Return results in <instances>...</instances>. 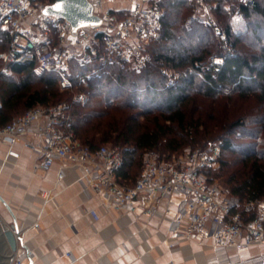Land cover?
Returning <instances> with one entry per match:
<instances>
[{
	"label": "built area",
	"instance_id": "1",
	"mask_svg": "<svg viewBox=\"0 0 264 264\" xmlns=\"http://www.w3.org/2000/svg\"><path fill=\"white\" fill-rule=\"evenodd\" d=\"M241 1L248 6L255 5V0ZM90 2L102 22L75 29L66 17L45 13L49 3L0 0V27L9 32L7 47L0 51V59L6 67L35 62L38 73L57 72V86L61 91H74L79 86L73 76L74 64L88 70L97 60L140 72L149 60L148 45L160 35L164 10L159 0ZM194 2L196 10L188 23L198 20L212 24L222 49L232 52L233 42L226 29L217 23L214 4L209 0ZM235 16L243 18L240 10ZM224 61V55L210 57L211 64ZM96 70L94 67L87 75ZM163 72L169 85L182 75L181 70L172 67H165ZM79 77L87 84L85 74ZM73 99L85 102L88 93L76 91ZM2 103L0 97V106ZM66 107L64 102L38 104L0 126V140L10 146L9 154L19 157L21 151L15 146L20 144L36 153L37 166L44 170H49L57 159L81 168L80 179L86 187L108 194L112 198L110 206L119 211L134 210L135 202L146 198L153 206L148 213L167 200L163 211L169 215L173 200L178 198L173 234L199 242L212 239L219 264H264V198L241 201L209 176L207 169L220 164L219 144L187 145L169 158L157 150H147L142 156L141 172L131 182L121 175L125 163L121 143L107 142L95 149L85 145L74 126L66 121ZM63 177L61 169L58 180ZM90 213L99 218L95 209ZM249 248H258V251L241 253ZM230 249L236 253L230 254ZM29 257L32 251L19 245L8 264H26Z\"/></svg>",
	"mask_w": 264,
	"mask_h": 264
},
{
	"label": "trees",
	"instance_id": "2",
	"mask_svg": "<svg viewBox=\"0 0 264 264\" xmlns=\"http://www.w3.org/2000/svg\"><path fill=\"white\" fill-rule=\"evenodd\" d=\"M32 1L50 4L55 0ZM209 1L233 42L232 52L222 49L212 24L198 20L188 23L196 10L194 0H159L164 10L160 35L148 45L149 60L140 72L97 60L88 70L74 64L73 76L79 86L74 91H61L57 72L38 73L35 62L11 64L10 73L0 72V126L35 105L64 102L65 119L85 145L95 149L107 142L121 143L125 161L121 175L131 182L141 172L145 151L157 150L169 158L187 145L217 137L199 130L204 114L197 104L199 95L216 103L218 97L227 95L223 92L233 90L241 99L254 96L264 106V33L259 32L256 42L250 43L249 33L234 29L230 21L237 10L245 19L254 14L264 17V0H255L254 6L241 0ZM8 40L9 32L0 27L2 51ZM214 54L224 55L225 61L211 64ZM94 67L96 72L88 76ZM165 67L182 71L172 85L167 83ZM82 74L87 84L80 79ZM81 90L88 93L85 102L73 99ZM220 131H224L218 136L220 165L207 169V173L212 179L222 177L241 201L264 198V107L249 124L246 116L226 118ZM244 137L251 140L237 141ZM226 152L235 157L230 161Z\"/></svg>",
	"mask_w": 264,
	"mask_h": 264
},
{
	"label": "crops",
	"instance_id": "3",
	"mask_svg": "<svg viewBox=\"0 0 264 264\" xmlns=\"http://www.w3.org/2000/svg\"><path fill=\"white\" fill-rule=\"evenodd\" d=\"M15 148L19 157L0 140V218L16 222L34 264H219L212 239L199 242L173 234L178 198L169 215L163 211L167 200L150 214L153 206L146 198L138 199L134 210L119 211L110 206L108 194L86 187L81 168L57 159L44 170L35 152L20 144ZM61 169L64 177L58 180Z\"/></svg>",
	"mask_w": 264,
	"mask_h": 264
},
{
	"label": "rangeland",
	"instance_id": "4",
	"mask_svg": "<svg viewBox=\"0 0 264 264\" xmlns=\"http://www.w3.org/2000/svg\"><path fill=\"white\" fill-rule=\"evenodd\" d=\"M214 11L213 13H214L217 23H220L224 27V24L222 23L221 19ZM230 21L233 24L234 29L249 33L248 40L250 43L252 42L254 44V42H256L255 37L259 34V32L264 33V17L261 15L254 14L249 19L236 18V16L233 15ZM257 26H259V29H257ZM252 30H254L255 35L252 34ZM0 51L2 50L0 49ZM0 72H4V73L11 72L9 71L8 66L7 67L5 66V63L3 61H2L1 68H0ZM197 80L200 81L199 75H198ZM192 94H195V92L193 91ZM223 94L224 95L227 94V95L218 97L217 98L218 101H216V103H212L211 99H207L203 97V95L198 96L197 104L198 106H200L199 109H201V111H203L204 113L202 115L203 123L200 125L199 130L206 131L208 136H210V134L212 133H215V136H217L215 138H209V137L205 138L204 140H202L201 142L202 144L200 145H203L204 142L206 143L213 142V143L220 145V139H218V136H220L222 132H224L220 130H221V125L225 122L226 118H228L229 120H232V119L246 116V118L248 119V124H249L251 119H254V117L258 116L259 114L263 112L264 106L260 104L254 96H249L247 98L241 99L240 97L237 96V93L233 90H227L223 92ZM228 94H231V95L229 96ZM141 119L143 120V118ZM260 139L261 138H258V140ZM246 140L250 141L251 139L249 138L246 139L245 137L242 139H237V141H241V142H244ZM224 154L230 161L235 157L234 155H231L230 153H227V152ZM214 178L224 188L228 189V185H226L223 182L222 177L214 176Z\"/></svg>",
	"mask_w": 264,
	"mask_h": 264
},
{
	"label": "water",
	"instance_id": "5",
	"mask_svg": "<svg viewBox=\"0 0 264 264\" xmlns=\"http://www.w3.org/2000/svg\"><path fill=\"white\" fill-rule=\"evenodd\" d=\"M59 2L60 0H55L48 4L44 8V12L66 17L75 29L82 26L97 25L102 22V19L94 13L93 4L90 0H73L71 5L63 10L56 8ZM19 245L27 249L23 244L16 222L8 224L0 218V264H8ZM28 264H34L32 257L28 258Z\"/></svg>",
	"mask_w": 264,
	"mask_h": 264
},
{
	"label": "snow or ice",
	"instance_id": "6",
	"mask_svg": "<svg viewBox=\"0 0 264 264\" xmlns=\"http://www.w3.org/2000/svg\"><path fill=\"white\" fill-rule=\"evenodd\" d=\"M72 2L73 0H60V2L57 3L56 8L58 10H63L65 7L71 5Z\"/></svg>",
	"mask_w": 264,
	"mask_h": 264
}]
</instances>
